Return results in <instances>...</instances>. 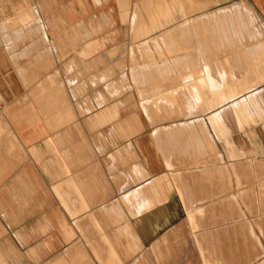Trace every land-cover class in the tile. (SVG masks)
Returning a JSON list of instances; mask_svg holds the SVG:
<instances>
[{"label": "crops", "instance_id": "crops-1", "mask_svg": "<svg viewBox=\"0 0 264 264\" xmlns=\"http://www.w3.org/2000/svg\"><path fill=\"white\" fill-rule=\"evenodd\" d=\"M0 264H264V0H0Z\"/></svg>", "mask_w": 264, "mask_h": 264}, {"label": "rangeland", "instance_id": "rangeland-1", "mask_svg": "<svg viewBox=\"0 0 264 264\" xmlns=\"http://www.w3.org/2000/svg\"><path fill=\"white\" fill-rule=\"evenodd\" d=\"M262 191H263L262 181L258 179L256 182V196H257V192L262 193ZM240 196H246L245 183L242 184L241 182H240Z\"/></svg>", "mask_w": 264, "mask_h": 264}, {"label": "bare ground", "instance_id": "bare-ground-1", "mask_svg": "<svg viewBox=\"0 0 264 264\" xmlns=\"http://www.w3.org/2000/svg\"><path fill=\"white\" fill-rule=\"evenodd\" d=\"M229 27V26H228ZM195 30V29H194ZM207 41V40H206ZM208 45V44H207Z\"/></svg>", "mask_w": 264, "mask_h": 264}]
</instances>
